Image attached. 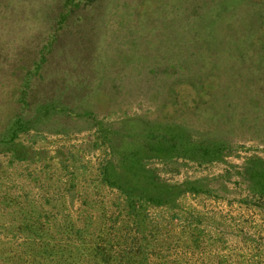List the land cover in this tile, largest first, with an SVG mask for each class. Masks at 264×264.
<instances>
[{
  "label": "rangeland",
  "instance_id": "374dc122",
  "mask_svg": "<svg viewBox=\"0 0 264 264\" xmlns=\"http://www.w3.org/2000/svg\"><path fill=\"white\" fill-rule=\"evenodd\" d=\"M52 5L0 0V264H140L122 256L125 197L99 171L135 131L227 147L146 160L204 191L147 207L144 264H264L246 175L264 166V0H104L83 39ZM52 28L62 43L48 48Z\"/></svg>",
  "mask_w": 264,
  "mask_h": 264
},
{
  "label": "trees",
  "instance_id": "16d2710c",
  "mask_svg": "<svg viewBox=\"0 0 264 264\" xmlns=\"http://www.w3.org/2000/svg\"><path fill=\"white\" fill-rule=\"evenodd\" d=\"M103 2L104 0H54L52 9L54 8V11L57 12L56 19L62 26V32L64 30L71 38L73 35H78V38L83 39L87 37L85 34L91 21V14L97 12ZM261 9H264V6ZM253 14L252 21L254 22L264 18V12L257 11ZM49 34L52 41L48 43V48L62 43L56 29L52 28ZM17 119L16 129L19 130L27 121L21 116ZM16 133L12 136V140L15 139ZM133 137L138 140L137 144L131 143L128 148H123L115 156V159L103 163L99 167V171L103 184L119 189L124 195L126 207H120L121 211L128 215L135 227L131 228L129 236L127 235L128 241L122 256L129 255L131 261L134 262V259L137 258L140 264H144L147 250L144 248L145 244L143 245L141 242L148 238L145 229L146 222L152 220L147 213V207L150 205L168 206L175 211L178 198L184 192L204 191L192 182L186 183L187 188L163 183L156 178L155 171L147 166L146 160L167 154V157L180 155L197 161H215L223 157L227 147L220 142L208 144L194 142L183 131L172 134L156 131L147 134L135 131ZM12 149L16 148L12 146ZM246 175L251 192L258 198V202L255 204L260 206V203L264 201V166L261 167V164L253 163L252 166L247 167ZM133 230H138V232H133Z\"/></svg>",
  "mask_w": 264,
  "mask_h": 264
}]
</instances>
